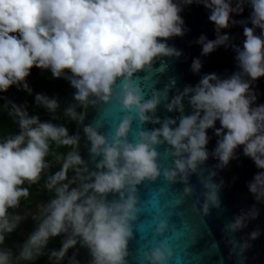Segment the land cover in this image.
Instances as JSON below:
<instances>
[{
    "label": "clouds",
    "instance_id": "9594fccd",
    "mask_svg": "<svg viewBox=\"0 0 264 264\" xmlns=\"http://www.w3.org/2000/svg\"><path fill=\"white\" fill-rule=\"evenodd\" d=\"M194 2L210 10L216 32L215 40L201 35L196 41L202 55L231 45V37L222 30L243 26L242 47L231 45L240 70L223 79L205 74L171 100L167 85L163 90L153 87L146 98L138 74L151 73L164 57L182 55L167 40L185 34L180 13L182 6ZM246 4L252 10L248 20L232 19L233 13H243ZM33 67L67 79L75 91L62 115L57 114L58 99L37 93L36 106L51 117L44 122L30 115L26 105L7 104L19 131L0 139V264H34L45 255L54 264H63L65 258L68 264H78L75 254L68 256L78 243L89 250L90 264H128L133 225L141 215L138 186L163 176L169 184H184L183 195L192 196L189 177L210 156L209 129H215L218 137L211 153L219 161L217 168L237 158L242 147L243 154L264 170V104H256L251 88V82L264 77V0H0V93L16 86L32 95L27 78ZM201 67V61L194 59L191 70L199 73ZM185 100L190 115H185ZM101 104L117 105L123 116L108 132L101 131L99 121L83 126L90 157L85 161L78 150L81 137L52 121L63 118L83 125L85 110ZM161 104L180 115L162 120L156 115ZM136 121L142 127L130 139ZM148 123L160 127L144 130ZM53 145L71 150L58 154ZM165 145L164 154L173 165L162 171L158 148ZM50 156L59 164L55 172ZM215 175L211 172L203 183L198 211L204 216L210 214V207L221 206V185L211 180ZM41 181L43 190L52 194L48 201L31 214L16 211L29 198L31 186ZM248 189L257 203L264 202V171L254 176ZM29 215L33 230L22 243L7 246V239ZM258 215L255 207L242 212L226 224L225 236L242 230ZM168 227L167 220H159L154 235L163 236ZM259 234L253 231L250 238ZM57 237H62L60 248L49 249ZM229 242L235 250V241ZM249 246L240 245L241 253ZM173 255L161 241L144 253V259L147 264H167Z\"/></svg>",
    "mask_w": 264,
    "mask_h": 264
},
{
    "label": "water",
    "instance_id": "95a60500",
    "mask_svg": "<svg viewBox=\"0 0 264 264\" xmlns=\"http://www.w3.org/2000/svg\"><path fill=\"white\" fill-rule=\"evenodd\" d=\"M182 8L180 15L184 20L186 32L183 36L167 40L168 45L180 50L182 55L179 58L164 57L157 61L151 73L138 74L142 77L138 82L142 84L146 98L150 97L153 87L163 90L167 85L171 89L168 93L171 100L186 86L194 87L205 74L215 73L223 79L240 70L235 59L236 53L231 45L242 47L245 40L243 26L237 24L222 30V34L231 37V45L220 46L205 56L202 55V46L196 41L201 35L208 40L216 39L215 26L209 20L210 10L195 2ZM251 11L250 6L246 4L243 13H233L232 19L247 21ZM248 27H252L251 23H248ZM256 31L259 34L260 30ZM196 58L202 63L199 73L191 70L193 60ZM251 88L257 96L256 104H264V77L251 82ZM184 104L185 115H190L192 109L187 100ZM85 111L84 124H75L73 134L81 137L78 150L82 158L89 161L83 126L99 121L103 125L101 131L108 132L113 125L119 123L123 113L115 104H101L98 108L89 107ZM156 115L163 120L168 117L176 119L180 114L178 111L168 112L161 104ZM140 127L142 126L138 121L133 123L130 139H134ZM158 127L160 125L151 123L143 125L144 130ZM220 127L217 121L215 128ZM207 134L210 137L207 145L210 156L200 170L189 177V183L194 189L192 196L183 195L184 184H169L163 176L154 183L145 182L138 186L140 198L138 206L141 208V215L133 225L134 239L129 242L128 264H147L144 253L158 246L161 241L174 253L167 264H264V202L257 203L248 189V184L254 176L264 170L258 169L254 162L243 154L242 147L236 151L237 158L232 159L226 167L217 168L219 161L211 153L217 145L218 137L215 135V129L207 130ZM165 147L166 145L158 148L161 153L158 162L162 171L173 165L172 158L164 154ZM89 167L94 170L93 164L89 163ZM211 172L216 173L211 178L212 182L221 185L218 193L221 206L218 209L210 207V214L204 216L198 209L203 203L202 193L205 191L203 183L209 179ZM109 199H112L111 195ZM253 207L258 209L257 218L249 220L242 230L225 236L226 224ZM161 219L168 221V230L163 236H155L156 224ZM253 231L260 233L254 240L250 238ZM229 241H235V250L233 243ZM245 242L250 246L241 253L239 246ZM73 254L78 264H90L92 258L86 247H81L78 243L72 249Z\"/></svg>",
    "mask_w": 264,
    "mask_h": 264
},
{
    "label": "trees",
    "instance_id": "16d2710c",
    "mask_svg": "<svg viewBox=\"0 0 264 264\" xmlns=\"http://www.w3.org/2000/svg\"><path fill=\"white\" fill-rule=\"evenodd\" d=\"M27 83L32 89V95H29L26 91L18 89L16 86L11 87L7 92L0 93V139L4 137L15 134L19 131L17 125L13 122L12 118L8 115V102H14L17 105H26L27 110L30 115H38L42 122L51 120L49 113L42 107H38L35 104V95L37 93H42L50 98L58 99L60 103V109L58 110V115H62V111L70 103L73 102V89L67 79L64 78H54L50 70H42L36 67H33L29 77L27 78ZM57 124H65L69 128L70 134L74 133V128L76 123H72L63 118L52 121ZM70 148L62 147L56 148L53 145V151L58 154H66L70 151ZM52 161L51 172H55L59 168V164L54 161V158L50 156L48 158ZM71 171L69 176H71ZM43 181L38 185H33L30 188V196L24 201H21V206L16 211L21 214H31L37 211L39 205L44 204L48 201L51 193L46 192L42 188ZM27 186V185H26ZM34 224L30 218L21 224L20 228L11 234L7 239V246L14 247L15 245L22 243L27 235L33 230ZM23 229V232L20 233V230ZM62 237L54 238L49 243V249H59L61 246ZM68 256H72V249L69 250ZM32 264V262H28ZM34 264H54L53 261H49L47 255L42 256L39 260L35 261ZM63 264H68L67 258Z\"/></svg>",
    "mask_w": 264,
    "mask_h": 264
},
{
    "label": "rangeland",
    "instance_id": "374dc122",
    "mask_svg": "<svg viewBox=\"0 0 264 264\" xmlns=\"http://www.w3.org/2000/svg\"><path fill=\"white\" fill-rule=\"evenodd\" d=\"M22 232H23V229L20 230V233H22Z\"/></svg>",
    "mask_w": 264,
    "mask_h": 264
}]
</instances>
